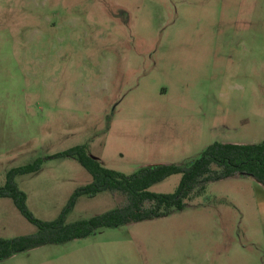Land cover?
I'll return each mask as SVG.
<instances>
[{"label":"rangeland","instance_id":"rangeland-1","mask_svg":"<svg viewBox=\"0 0 264 264\" xmlns=\"http://www.w3.org/2000/svg\"><path fill=\"white\" fill-rule=\"evenodd\" d=\"M264 141V0H0V186L8 170L78 145L109 169L190 166L215 142ZM73 158L17 179L56 219L92 181ZM182 175L150 191L173 193ZM258 183L235 176L169 217L103 228L0 264H264ZM82 196L66 223L104 214ZM0 198V238L37 232Z\"/></svg>","mask_w":264,"mask_h":264},{"label":"trees","instance_id":"trees-1","mask_svg":"<svg viewBox=\"0 0 264 264\" xmlns=\"http://www.w3.org/2000/svg\"><path fill=\"white\" fill-rule=\"evenodd\" d=\"M57 158L76 159L93 179L74 190L56 219L45 221L31 212L27 204L28 195L19 187L17 179L38 172L46 160ZM173 175H182L175 192L150 191L153 185ZM235 176L251 177L264 186V141L259 144L215 142L190 166H146L130 175L104 167L90 155L86 144L38 158L30 164L8 170L6 182L0 186V198L11 199L20 213L38 229L31 235L0 238V261L42 246L87 238L103 228H118L169 217L184 211L190 201L204 195L210 183ZM102 192L119 198L116 208L89 219L66 223L68 214L80 197Z\"/></svg>","mask_w":264,"mask_h":264},{"label":"crops","instance_id":"crops-1","mask_svg":"<svg viewBox=\"0 0 264 264\" xmlns=\"http://www.w3.org/2000/svg\"><path fill=\"white\" fill-rule=\"evenodd\" d=\"M257 183H258V188H259V190H258L259 205H260L262 219H264V186L262 184H260L259 182H257Z\"/></svg>","mask_w":264,"mask_h":264}]
</instances>
